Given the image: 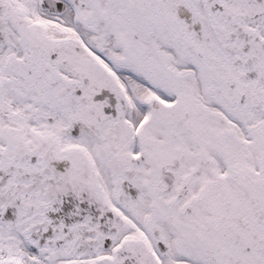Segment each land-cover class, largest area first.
Wrapping results in <instances>:
<instances>
[{"label":"snow or ice","instance_id":"6c2138e0","mask_svg":"<svg viewBox=\"0 0 264 264\" xmlns=\"http://www.w3.org/2000/svg\"><path fill=\"white\" fill-rule=\"evenodd\" d=\"M0 264H264V0H0Z\"/></svg>","mask_w":264,"mask_h":264}]
</instances>
